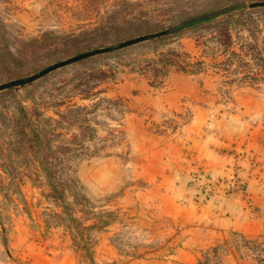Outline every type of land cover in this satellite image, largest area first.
<instances>
[{
  "label": "rangeland",
  "instance_id": "obj_1",
  "mask_svg": "<svg viewBox=\"0 0 264 264\" xmlns=\"http://www.w3.org/2000/svg\"><path fill=\"white\" fill-rule=\"evenodd\" d=\"M255 1L0 0V83L153 34L0 90V264H264V223L208 224L166 192L195 135L264 126ZM36 123L68 153L30 145ZM68 172L80 193L52 183Z\"/></svg>",
  "mask_w": 264,
  "mask_h": 264
},
{
  "label": "crops",
  "instance_id": "obj_2",
  "mask_svg": "<svg viewBox=\"0 0 264 264\" xmlns=\"http://www.w3.org/2000/svg\"><path fill=\"white\" fill-rule=\"evenodd\" d=\"M254 117L223 121L219 129L195 135L170 172L174 184H167L166 192L184 199V208L194 196L205 198L200 201L208 224L255 230L264 223V126ZM233 177L241 186L236 192L229 190Z\"/></svg>",
  "mask_w": 264,
  "mask_h": 264
},
{
  "label": "trees",
  "instance_id": "obj_3",
  "mask_svg": "<svg viewBox=\"0 0 264 264\" xmlns=\"http://www.w3.org/2000/svg\"><path fill=\"white\" fill-rule=\"evenodd\" d=\"M217 15H219V14L199 15L198 17H195L193 19L191 18L187 22H184L182 24H178L176 27H171V28L161 30V31L157 32V35L162 34V33H169L172 31H176V30L183 28L186 25H189L191 23H196L199 21L207 20V19H210V18L217 16ZM1 50H0V55L3 54L4 58H6L5 53L4 52L2 53ZM71 110L72 109L69 108V111H71ZM61 116H63V115L61 114ZM44 119L49 120V118H47V117H45ZM55 122H56V124H57V122H60L59 118L56 119ZM36 124H38V125H34L33 127H30L31 128L30 134L28 136V140H29L30 145H32V143H33V144H39V147H41V146L47 147L48 150L46 151V154H47V152L50 153V152L58 151V150L59 151L61 150L62 153H64V155L68 153V150L70 149V146L68 144H62L61 143L57 149L53 148V145L51 144V137L49 135V133L51 132L50 129H47L44 126H42V128H39V123H36ZM46 159H48V158H46ZM50 179H51L52 183L54 184V186H56L57 184H60V186L62 187L63 190L67 187H70V188H73L72 190L79 191V193H80V190L76 189V188H80L79 187V180H78V178L75 177V175H73L70 172H68L65 175L62 174V176L60 177L58 182H56L58 180V179H56V176L53 175V173H50ZM203 199L205 200V198H203Z\"/></svg>",
  "mask_w": 264,
  "mask_h": 264
},
{
  "label": "water",
  "instance_id": "obj_4",
  "mask_svg": "<svg viewBox=\"0 0 264 264\" xmlns=\"http://www.w3.org/2000/svg\"><path fill=\"white\" fill-rule=\"evenodd\" d=\"M248 4L249 5L264 4V1L249 2ZM152 35L153 34L142 35V36H139V37H136V38H133V39H129V40L120 42V43H118L116 45H113V46L93 49V50H90V51H85V52L73 55L71 57H68V58H65L63 60L57 61V62H55L53 64H50V65L44 67L43 69H41L40 71H38L36 73H33L31 75H28V76H25V77L14 78V79L5 81L3 83H0V90L8 88V87H11V86H14V85H20V84L28 83V82L33 81L34 79H37V78L45 75L46 73H48V72H50V71H52V70H54V69H56V68H58L60 66H63L65 64L77 61L79 59H82L84 57H87L89 55H92V54H95V53H98V52H102V51H105V50H112V49H115V48H118V47H122V46H125V45H128V44H131V43H134V42H137L139 40L145 39V38H147L149 36H152Z\"/></svg>",
  "mask_w": 264,
  "mask_h": 264
},
{
  "label": "built area",
  "instance_id": "obj_5",
  "mask_svg": "<svg viewBox=\"0 0 264 264\" xmlns=\"http://www.w3.org/2000/svg\"><path fill=\"white\" fill-rule=\"evenodd\" d=\"M229 190L230 191H233V192H236L238 191V189H240L241 186H238V183H237V179L236 177H233L230 181H229Z\"/></svg>",
  "mask_w": 264,
  "mask_h": 264
}]
</instances>
